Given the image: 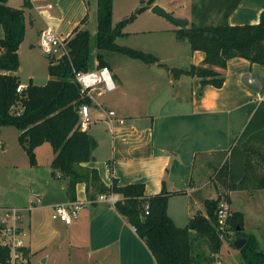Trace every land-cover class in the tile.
I'll use <instances>...</instances> for the list:
<instances>
[{"label":"crops","instance_id":"crops-1","mask_svg":"<svg viewBox=\"0 0 264 264\" xmlns=\"http://www.w3.org/2000/svg\"><path fill=\"white\" fill-rule=\"evenodd\" d=\"M7 3L22 8L25 0H8ZM29 3L30 7L24 8L26 38L20 46L19 56L29 27L37 31V42L41 47V34L48 27L66 39L73 35L77 27L88 29L95 15L97 18V0H29ZM263 11L264 0H241L227 22L230 25L257 24ZM87 15L88 21L83 24ZM219 16L220 20L215 25L221 21L222 15ZM2 31L0 29V39L4 36ZM172 31L177 44L187 43L179 41L175 31ZM125 33V36L117 39V43L130 36L152 34L153 30ZM119 44L137 47L131 43ZM37 45L30 42L27 49L30 57L36 60ZM189 46L190 65H202L206 54L203 51L193 52ZM102 54L117 87L108 93L93 91V105L81 109L82 121L86 123L84 130L96 143L93 152L95 160L83 166L97 169L108 187L113 180L121 186L144 183L146 194L153 196L161 193L166 181L170 191L184 192L173 195L168 207L169 215L180 227L184 225L182 223H189L197 212L206 214L204 201L217 199L223 193L217 190L208 192L201 168L212 162L209 158L224 155L225 159H229L230 153L226 152L237 144L247 125L252 121L260 127L264 121V109L259 110L264 103V66L252 64L243 58L229 60L226 69H218L225 76L221 88L202 86L197 77L174 79L168 72L162 81L146 86L145 79L138 77V74L133 78L127 77L123 67L117 66L116 57ZM121 56L119 60L134 67L138 73L152 69L141 60ZM124 57L131 61H124ZM152 66L163 68L156 64ZM21 73L22 66L17 74L20 76ZM26 86L22 83V87ZM145 88H151L155 93L165 92L166 97L158 102L161 107L151 108L142 101ZM106 95L111 98L106 100ZM111 111L116 116L109 117ZM10 128L14 127L0 128V149L5 155L0 159V209L21 210L31 264H157L146 241L117 211L115 204L99 197L89 200L84 183L77 185L76 200H73L84 203L78 216L70 225L54 219L55 208L72 200L69 182L52 176L51 165L55 159L53 147L50 143L37 147V164L32 165L19 143L21 132L16 129L15 141L22 150V153L14 151L21 155L17 162L15 155L10 153ZM237 191L231 192V208L242 212L245 218V211L235 209L233 196ZM117 197L121 199L120 195ZM256 197L257 194H254L249 201L253 203L250 206L253 215L258 216V206H253ZM261 199L263 204L260 208L264 211V193ZM246 222L248 220L245 218L247 230ZM256 222L254 220L249 224ZM224 246L230 253V243L225 242ZM35 260L38 262L35 263ZM217 262L222 264L221 258H215L213 264Z\"/></svg>","mask_w":264,"mask_h":264},{"label":"trees","instance_id":"trees-1","mask_svg":"<svg viewBox=\"0 0 264 264\" xmlns=\"http://www.w3.org/2000/svg\"><path fill=\"white\" fill-rule=\"evenodd\" d=\"M156 1L150 0V4ZM7 2L0 0V29L4 32L0 39V128L14 127L21 132L19 143L30 163L37 164V147L50 143L55 153L52 176L69 182L72 201L76 200L77 185L81 183L86 184L87 197L92 201L104 194L120 195L121 199L115 204L117 211L146 241L157 264H213L230 236L229 231L233 232L234 241L239 237L247 238L246 245L240 250L244 264H264V250H260L255 235L246 233L242 212H230L227 231H222L218 225L221 202L231 203L229 191L264 190V171L261 174L256 172L260 165L254 164L253 159L258 156L260 167L264 170V152L250 145L255 138H264V121L260 127L251 121L237 144L226 152L230 153L229 159L216 168V180L224 187L225 194L217 199L205 200L206 214L197 212L187 226L180 227L169 215L168 207L173 195L184 192L170 191L166 181L161 193L153 196L146 194L144 183L121 186L113 180L108 187L97 169L83 166L95 160L93 152L96 143L81 126V109L92 106L93 100L81 94L76 80L79 72L109 67L102 51H112L147 65H159L174 79L197 77L202 86L221 88L225 76L218 69H226L229 60L243 58L264 66V11L257 24L230 25L227 20L241 0H201V4L194 8L199 23L193 22L187 29L178 28L175 34L179 41L189 42L193 52L203 51L206 58L202 65L184 69L169 67L152 53L117 43L119 37L126 35L124 27L127 23L147 9L144 1L130 19L114 26V0H97L96 37L93 38L89 29L77 27L73 35L65 39L68 53L60 58L49 55L50 78L47 83L37 85L30 79L28 85L22 87L17 74L21 66L19 49L26 36L24 8L30 7V3L25 0L22 8H15ZM213 9L222 15L216 25L207 24L205 19ZM87 21L88 15L82 23ZM20 87L22 90L18 92ZM262 109L264 103L259 107L260 111ZM1 230L0 225V233ZM193 234L198 236L196 239L203 238L208 242L211 250L207 256L194 252ZM23 250L30 255L28 248ZM10 254V248L0 244V264H6Z\"/></svg>","mask_w":264,"mask_h":264},{"label":"rangeland","instance_id":"rangeland-1","mask_svg":"<svg viewBox=\"0 0 264 264\" xmlns=\"http://www.w3.org/2000/svg\"><path fill=\"white\" fill-rule=\"evenodd\" d=\"M140 1L141 0H115L114 3V11H113V25L116 26L119 22L125 19H130L132 15L136 12V8L140 6ZM145 2L147 9L142 11L140 14L137 15V17L134 20H131L127 23V25L124 27V32H139V31H145V30H153V33H146V35L142 36H130L126 38L123 41H118L119 43H126V44H133L134 46L137 47H131L135 48L141 51H144L140 48H143L147 51H144L146 53H152L159 57L163 63L170 67H177V68H184L188 69L190 68V46L187 43H181L177 44V42L174 40V35L172 34V30H176L179 27L178 24H176L174 21L171 19L158 15L157 13L153 12V7L158 5L161 8H163L167 13L171 14L174 18L176 19H181L183 21L188 22V27L192 25L193 22L199 23V20L197 19L198 17L194 14V8L197 5L201 4V0H157L156 4H150V0H142ZM137 4V5H136ZM136 5V6H135ZM209 14L206 15V23L213 24L215 22H218L220 20V14L215 12V9H213L211 12H208ZM212 13V14H211ZM88 29L90 30L93 38L96 37L97 33V18L96 15L94 16V20L92 23L89 25ZM3 33V31H2ZM26 38V37H25ZM38 41V34L36 30H32L29 27V32H28V37L27 40L25 41L24 48L21 51L20 55V61H21V66H22V73L20 75L21 81L23 84L28 85L30 82V78L33 79V82L37 85H45L47 81L49 80V55L43 53L42 48L39 47V42ZM30 42H34L37 45V48L39 50H35V53L38 55V59H33L29 55V46ZM121 45V44H119ZM41 46V45H40ZM40 51V52H39ZM104 53L105 57L108 55H113L115 58V61L117 62V66L120 65L123 67V72L124 74L129 77L133 78L136 77L138 74V77H141L145 79V85H151V83L157 82V81H162V79L167 75V70L165 68H156L155 66L148 65L149 67H152L150 71L148 70L146 72L138 73V71H134V67L132 66H127L124 62H121L119 59H122L123 56L121 54L112 52V51H102ZM96 55V53H95ZM48 57V58H47ZM104 57V56H103ZM110 57V56H109ZM121 57V58H120ZM95 58V56L93 57ZM124 61H131L129 58L124 57ZM141 63V62H138ZM144 65V64H142ZM95 68H93L94 70ZM158 69V70H156ZM113 96V95H112ZM165 92H159L155 93L154 91H151V88H145L143 90V96H142V101L146 102V105H149L151 108H159L158 102H161L165 98ZM106 100L110 99V95H106L104 97ZM9 138L12 140L11 144V155H15L17 162H19V156L17 155V151L19 153H22V150H20L19 145L15 141V135H16V128H10L9 129ZM12 132V134H11ZM14 140V141H13ZM251 146L260 149L261 151L264 152V138L259 137L258 139H254L251 144ZM26 157V154L23 153ZM5 155L3 154L2 150L0 149V159L4 157ZM25 159V158H23ZM254 164L260 165L261 163L260 158L258 156H254ZM212 162L210 164L205 165L204 167L201 168V171L204 174V179L207 184V189L213 192H216V190L219 192H222L223 195L225 194L224 192V187L216 180V175L215 171L217 166H219L220 163H222L225 159L224 155H220L217 158H209ZM259 162V163H258ZM225 163V162H224ZM257 167V173L261 174L263 173L264 170H262V167ZM0 174H2V171L0 170ZM242 190V191H241ZM260 191V192H257ZM263 191V192H261ZM231 192L229 191V195L231 197ZM236 192V191H234ZM264 193V190H245V189H239L237 193L233 196L234 204H235V209H240L246 212L245 218L248 220L246 222L247 225V230L246 233H252L254 234L260 245V250H264V211L260 206H262L263 201L261 199L262 195ZM254 194H257V199L255 204L253 205L258 206L257 209V214L258 216H255V213L253 215V210H251L250 206L252 207L253 203H250L249 199H251ZM252 195V196H251ZM250 197V198H249ZM223 199V198H222ZM254 199V200H255ZM232 202V198H231ZM228 210L232 212L231 208V203L227 205ZM226 208V205H225ZM264 208V207H263ZM253 211V212H252ZM253 223L254 220L257 222L254 223L253 225L249 224L251 221ZM184 225H181L182 227L187 226L188 222L182 223ZM250 229H252L250 231ZM254 230V231H253ZM198 236L196 234H193L192 240H193V246H194V252L195 253H201L205 254L207 256L210 252V246L208 242L201 238V239H196ZM232 241L234 242V235L230 234L228 239L225 241L226 243H230L231 246H228L230 253L226 251L227 247L224 246L220 250L222 253H218L215 258L222 260V264H244L241 256H240V251L236 250L232 246ZM224 242V243H225ZM223 243V244H224ZM202 256V255H201ZM202 259V257H201ZM38 261L35 260V263ZM38 264V263H37Z\"/></svg>","mask_w":264,"mask_h":264},{"label":"built area","instance_id":"built-area-1","mask_svg":"<svg viewBox=\"0 0 264 264\" xmlns=\"http://www.w3.org/2000/svg\"><path fill=\"white\" fill-rule=\"evenodd\" d=\"M40 45L44 53L55 56L57 58L62 57L68 53V48L65 39H62L57 35L50 27L45 29L40 37ZM76 80L81 87V94L83 96H89L92 99L91 93L99 90L100 94L112 92L116 89L117 85L113 78V75L108 67L101 69L95 68L88 72H79L76 74ZM22 87L18 88V92H21ZM116 116L114 111L109 112V117ZM123 123V121H121ZM82 129L86 128V123L82 121ZM100 200L108 201L112 204H116L119 200L117 195H100ZM40 202V200H38ZM226 205V208H225ZM228 203L221 202L218 211V225L222 231H227V218L230 214L228 210ZM84 203L81 201H72L68 204L58 205L54 212L53 218L65 222L70 225L74 218H76L83 208ZM148 213V211H147ZM22 213L17 208H4L0 209V225L2 230L0 233V244L10 248V260L6 264H31L30 255L24 252L26 245V231L22 226ZM228 234H233L230 232ZM220 264V262H217Z\"/></svg>","mask_w":264,"mask_h":264},{"label":"water","instance_id":"water-1","mask_svg":"<svg viewBox=\"0 0 264 264\" xmlns=\"http://www.w3.org/2000/svg\"><path fill=\"white\" fill-rule=\"evenodd\" d=\"M153 12L157 13L158 15L167 17L169 19H171L172 21H174L176 24L179 25L180 28L183 29H187L188 28V22L187 21H183L181 19H176L174 18L171 14L167 13L163 8H161L160 6L156 5L153 7ZM209 34L207 33L206 36H208ZM247 243V238L245 237H239L237 238L234 242H233V246L237 249V250H241Z\"/></svg>","mask_w":264,"mask_h":264}]
</instances>
